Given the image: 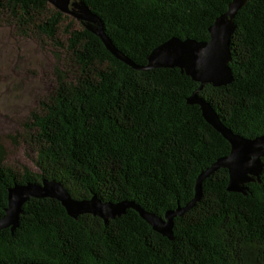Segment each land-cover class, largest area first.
<instances>
[{"label":"trees","instance_id":"16d2710c","mask_svg":"<svg viewBox=\"0 0 264 264\" xmlns=\"http://www.w3.org/2000/svg\"><path fill=\"white\" fill-rule=\"evenodd\" d=\"M103 24L112 45L145 66L170 38L207 41L235 0H74ZM229 42L232 81L198 93L234 134H264V0H239ZM47 0H0V27L59 51L49 89L38 92L18 135L37 172L5 164L0 139V217L14 184L56 180L77 200L134 201L163 217L194 196L198 176L229 143L187 102L199 84L178 68L139 71L115 58L84 22ZM244 193L227 191L220 168L201 199L174 219L172 239L134 210L104 222L71 218L51 198H30L18 226L0 231V264H264V158Z\"/></svg>","mask_w":264,"mask_h":264},{"label":"water","instance_id":"95a60500","mask_svg":"<svg viewBox=\"0 0 264 264\" xmlns=\"http://www.w3.org/2000/svg\"><path fill=\"white\" fill-rule=\"evenodd\" d=\"M50 1L47 0L48 4ZM53 1L59 12L84 22L90 31L99 36L106 49L115 58L133 69L148 71L155 68H178L192 81L198 83L199 87L192 92L187 102L199 106L205 121L229 143L230 153L228 156L219 158L198 176L195 182L194 196L189 202L184 206H177L175 209L166 211L163 217L145 211L130 200L103 202L96 195H92L88 199H74L56 180L42 179L38 183L14 184L8 189L7 207L3 216L0 217V231L7 228L14 231L17 228L22 207L30 198H51L57 200L71 218L91 214L107 222L125 214L129 209L134 210L155 232L172 239L174 219L187 213L201 199L202 182L216 170L220 168L227 170V191L244 193L245 184L257 178L261 171V158H264V134L252 139L234 134L222 124L214 108L198 94L206 84L220 87L232 81V72L229 67L231 61L229 42L234 31L232 21L241 2L235 0L229 5L227 12L217 18L214 24L209 27L207 41L170 38L154 48L147 58V64L140 66L133 63L112 45L104 33L101 20L83 3H77L74 0H65L63 4L56 0ZM71 1H73V8H77V11L69 9Z\"/></svg>","mask_w":264,"mask_h":264},{"label":"rangeland","instance_id":"374dc122","mask_svg":"<svg viewBox=\"0 0 264 264\" xmlns=\"http://www.w3.org/2000/svg\"><path fill=\"white\" fill-rule=\"evenodd\" d=\"M56 1L63 4L65 0ZM72 3L69 9L77 11ZM49 7L58 11L53 0ZM63 15L68 16L65 25L70 22L73 29L82 28L75 18ZM58 54L51 46L16 37L9 28L0 27V139L6 150L5 164L14 170L37 172L34 152L18 135L35 108L37 93L50 87L48 81Z\"/></svg>","mask_w":264,"mask_h":264},{"label":"bare ground","instance_id":"6f19581e","mask_svg":"<svg viewBox=\"0 0 264 264\" xmlns=\"http://www.w3.org/2000/svg\"><path fill=\"white\" fill-rule=\"evenodd\" d=\"M58 182V181H57Z\"/></svg>","mask_w":264,"mask_h":264}]
</instances>
